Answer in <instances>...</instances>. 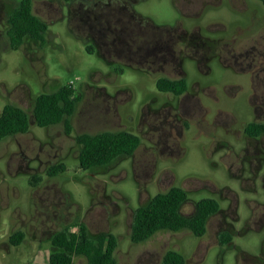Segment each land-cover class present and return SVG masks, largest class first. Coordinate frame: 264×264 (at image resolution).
<instances>
[{"label": "rangeland", "instance_id": "obj_1", "mask_svg": "<svg viewBox=\"0 0 264 264\" xmlns=\"http://www.w3.org/2000/svg\"><path fill=\"white\" fill-rule=\"evenodd\" d=\"M21 1L0 0V115L13 104L31 116L39 95L69 83L81 101L70 134L31 121L28 133L0 143V264H49L52 237L77 222L91 236L118 237V264H161L171 249L186 264H264V160L245 151L264 148L245 134L248 123L264 122L262 2L34 0L46 41L12 50L8 18ZM165 73L189 76L187 94L161 93L155 82ZM105 131L135 133L141 145L83 170L77 136ZM61 163L66 171L48 176ZM32 177L41 181L31 185ZM173 186L189 194L186 216L201 198L219 200L207 233L161 231L133 243L135 210ZM19 230L25 240L15 246L9 238ZM223 232L232 235L225 246Z\"/></svg>", "mask_w": 264, "mask_h": 264}, {"label": "trees", "instance_id": "obj_2", "mask_svg": "<svg viewBox=\"0 0 264 264\" xmlns=\"http://www.w3.org/2000/svg\"><path fill=\"white\" fill-rule=\"evenodd\" d=\"M259 1L264 5V0ZM33 5L34 0H22L8 18V37L12 50L19 49L27 39L40 42L41 45L46 41L49 24L34 13ZM88 49L94 52V47ZM158 87L164 92L181 96L187 92L188 83L186 79L161 78ZM76 92L75 86L69 83L55 92L39 95L31 116L20 106L6 105L0 115V143L8 137L28 133L31 121L39 127L63 124L66 133L70 134L72 117L81 101ZM245 132L254 137L263 135L264 122L248 123ZM76 140L81 146L80 167L86 171L133 156L142 142L139 135L129 131L83 133ZM64 171L65 164H55L49 168L48 176H57ZM40 181V177H32L30 182L31 185H37ZM188 200L187 190L179 186L157 193L148 203L135 210L131 241L135 244L143 243L161 231L189 230L197 237H203L207 233L209 219L220 211V202L213 197L201 198L196 204V213L186 216L182 213V207ZM24 240L25 233L21 230L9 238L10 243L15 246H19ZM231 240L232 235L228 232L220 235L222 246ZM51 245L49 264H77L76 257H85L88 264H118L115 256L119 247L118 237L112 232L91 236L84 223L77 222L64 227L52 237ZM161 264H186V258L182 253L171 249L165 253Z\"/></svg>", "mask_w": 264, "mask_h": 264}, {"label": "flooded vegetation", "instance_id": "obj_3", "mask_svg": "<svg viewBox=\"0 0 264 264\" xmlns=\"http://www.w3.org/2000/svg\"><path fill=\"white\" fill-rule=\"evenodd\" d=\"M197 27V26H196ZM193 28H195V27H193ZM170 46L171 45H167V48H168V50L170 51V55H171V58H170V60H176L175 59V57H177V55L176 54H174V49H171L170 48ZM146 48H147V51H146V54L148 55H153V49H152V47H149V46H145ZM186 61V58L185 57H183V59H181V61ZM180 72H183L184 73V71H183V69H181V71ZM189 77V76H188ZM188 77H186V76H181V77H173V75L172 74H169V73H165L164 75H162L161 77H158L157 78V80H156V82H155V84H156V87H157V89L161 92V93H169V94H172V95H174L173 93H170V92H164V91H162V90H160L159 89V87H158V83H159V80L161 79V78H169V79H175V80H180V79H186L187 80V78ZM187 83H188V90H187V92L189 91V88H190V85H189V82L187 81ZM187 92H185L183 95H186L187 94ZM183 95H181V96H183ZM175 96V95H174ZM175 97H180V96H175ZM245 134H246V137H247V139H249V140H253V141H257V143H260V141L262 140H264V134L263 135H261V136H259V137H254V136H250V135H248L246 132H245ZM247 153H251V154H253V155H256V156H258V157H262L261 158V160H264V148H258V146H256L253 150H251L250 151V149L249 148H246V150H245ZM255 176H257V175H255Z\"/></svg>", "mask_w": 264, "mask_h": 264}]
</instances>
